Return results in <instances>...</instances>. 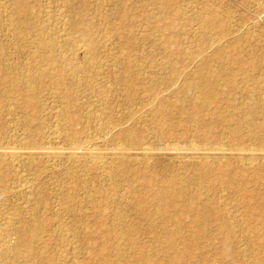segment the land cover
Masks as SVG:
<instances>
[{"label": "rangeland", "instance_id": "1", "mask_svg": "<svg viewBox=\"0 0 264 264\" xmlns=\"http://www.w3.org/2000/svg\"><path fill=\"white\" fill-rule=\"evenodd\" d=\"M13 1L16 3L18 0H0V52H6V54L1 52L2 55L0 53V60L4 63L7 73L17 70L15 64L19 62L18 67L20 68L17 72H21L22 64L27 60L25 51L30 47L29 44L34 41L32 40L33 34H31L33 31L28 25L30 22L34 20L41 22L45 19L43 22L48 23L50 20H56L60 16L59 14L63 16L65 10L64 15H70L69 11L67 12L66 0H28L33 7V12L26 14V16H24L23 11L21 13V10L19 11L15 7L16 4L13 5ZM22 1L26 3L27 0ZM75 1L72 0L70 5H74L75 12L72 13L76 14L70 16L75 17L73 21H78L76 20L77 15L78 19L89 25L91 24L92 31L90 30L88 39L83 38L79 31H72L76 29L72 26L71 29L70 27L64 28L67 32L69 31L68 33L66 31L61 33H64L66 37L62 39L63 43L68 42L67 44L72 47L74 45V49L76 47L83 48L84 44V47L88 48L86 49V56L92 55V69L87 71L88 73L79 72V85L78 83L73 85L75 92L72 93L71 98L73 101L78 102L81 107L74 110L70 109V112H75H72L75 118L68 122L66 114L62 111L65 107L64 105L62 107L61 94L56 90L53 91V87L47 85L46 79V83L43 82L41 90L43 93L38 95V107L35 114L38 118L37 123L32 121L30 125L25 126V121H28L27 111L25 112L24 109L17 107L22 101L21 98L19 100L17 98L18 94L10 93V95L7 92L10 85L7 78L0 80V99L2 97L9 98L4 103L1 100L2 103H0V146L6 144L8 140L11 143L16 142L14 144L21 143L24 140L37 144V146L50 142V144L53 143L60 147H67L70 145L67 138V126L71 124L72 129L80 135L104 137L106 140L104 146L108 147L129 146V148H135L138 143L145 142L152 148L163 149V153L169 145L171 147L222 145L226 149L264 147V142L254 135L257 131L264 135V128L253 132L248 126H244L236 130V137L230 134L233 131L231 129L235 127L237 118L248 116L247 118L252 117L254 119L256 117L254 120L260 121L264 117V12H258L256 5V2L264 5V0ZM205 3L220 12L219 18L212 19L215 24L206 16ZM63 6L67 9H63L65 8ZM16 9L18 12H16ZM11 10H15V12ZM36 14H39V16ZM202 16H206L207 26L203 25ZM22 18L29 19L23 24L24 26L21 25ZM16 19L18 20L16 21ZM11 22H15V24ZM17 23H19V27L16 25ZM16 26L20 31L16 29ZM200 26H202V29ZM25 27L29 36L26 31L27 35L23 32ZM56 28L54 29L58 30L57 26ZM221 28L233 30L234 33L230 35L228 32L221 39L222 43H220L219 48L216 45L209 50V45L212 43L211 39L218 38L216 32ZM14 29L15 32L18 30L16 34L12 31ZM54 29L52 27V30ZM77 30H82V28L79 27ZM200 30H205V33L208 34H206L207 38L205 40L200 38L198 33ZM18 33L23 37L15 36ZM17 37L21 39H17ZM26 38L30 39L27 40ZM119 38H121V41L118 42ZM33 44L30 48L33 47ZM231 45L237 46L236 50L245 60L244 64L235 65L229 63V60L225 58V55L228 56L227 50L232 49L230 48ZM200 48L204 50L203 54L209 59L208 66L210 67L202 64L197 59L193 63L190 62V59L196 55L193 50ZM217 55L218 58L224 59L222 63L219 61L217 63L215 60ZM6 56L9 57L6 58ZM81 58L79 53L78 59ZM11 62L14 63L15 67L14 65L11 67ZM201 64L204 65L202 66V68H205H203L204 70L212 68L216 71H222L231 67L229 69L233 71L237 85L228 88L221 77L208 78L205 82L212 87L211 99L206 100V102L202 101V103H200L202 98L195 96V90L193 89L184 94L186 97L180 94L182 92H176V89L184 82V78L186 81H198L200 77L198 75L201 73L204 75V70L199 68ZM9 68H12V70ZM198 68L199 71L201 69V73H199ZM173 69L178 72L182 71L184 74L183 80L182 78L178 79L179 81L176 85L174 84L175 86L167 83ZM195 74L197 75L196 78H194ZM247 74L248 78H242L243 75L246 76ZM251 84L256 85L252 86ZM94 86L97 90L94 89ZM102 86L106 87L109 92L105 93L106 96L99 93ZM149 86L152 87L153 93L156 91L158 96L167 98V102L164 99L162 106L157 107V109H163L167 104L168 108L166 107L165 113L157 110L151 97H147L149 93L145 91ZM127 90L134 93L132 92L131 95L129 92L128 94ZM96 91L98 92L96 93ZM98 102L99 104H96ZM253 102L257 104V108L249 111V104ZM87 114L96 115L99 119L97 121L89 120L88 122H84L83 119L80 120V117L87 116ZM62 116L67 120H64ZM108 121L114 127V135L110 137L97 129L100 122L104 124ZM59 125L60 127H56ZM52 130L61 132L60 137L58 136L59 139L51 137ZM162 152L156 155L157 158L155 157L152 163H146L143 160L137 161L140 167H148L147 172L152 174V179H154L152 182L154 189L152 190L154 191L162 184L163 175L160 172H164L162 170L164 166H168L172 174L179 178L183 176L182 179H185L186 174L188 178L191 177V170H188L185 174L184 170L180 169L181 167L168 165L171 155H166L167 153L164 155ZM137 156L139 160L141 156ZM36 157L15 164L14 167H6L7 170L4 169L5 179L1 183L7 186V190L0 193V196L4 193L7 194L0 197V234L3 232V235L1 234L3 238L0 236L2 238V240L0 239V246L2 243H6L7 246H12V251L9 252L10 254H1L0 252V264L2 260L5 264H45V262L46 264H101V262L103 264H184L182 263L184 260L168 263L167 259L164 258L167 254L175 251V249H169L165 242L166 234L171 232L176 233L174 235L175 246L180 250H184L183 244L190 241L199 246L200 251L198 254L203 252L202 258L197 255L198 258H190L189 263L249 264L255 259L254 255L247 249L251 237L242 228V225H244L242 205L246 201L255 204L256 202L249 197L244 200L241 199L233 190L234 188H228L230 191L220 188L202 192L204 195L201 198L210 196L219 201L216 205L218 207L217 214L218 211L222 212L225 218L210 222L204 228L192 221L193 214L191 212H184V216H181V220H178V212L174 214L172 211L166 215L167 220L163 222V225L165 224L163 227L161 225V210L160 207L158 208L159 202L152 201L150 210L155 214L153 224L158 225L154 231L153 228H150L149 220L142 216L136 215V217L130 207L133 202L141 200V197L142 200L145 197H152L151 195L154 192L144 187L139 177H131V182L128 183L127 178L121 174H113L111 178L108 176L107 178L102 170L98 168L99 166H93L92 169L86 170V167L89 168L91 164L83 158L73 162L64 157L58 159L56 165L55 162L48 163L46 159ZM224 159L229 164V168H233L239 178H248L246 184L250 188H257L256 192L264 191V180H262L263 185L259 187L254 185L255 178L251 176L253 172H246V169L237 162L235 156L228 153ZM254 167L264 178V160L255 162ZM167 174L169 173L167 172ZM224 174L228 173L225 172ZM199 181L196 180V182ZM20 183H24L26 187L24 186L25 188L19 191L14 186ZM13 184L14 186H12ZM65 197L70 200V204L73 206L72 211L63 208L62 200ZM193 199L191 197L190 201H193ZM144 203L142 202V204ZM201 208L202 206L199 204L196 215L202 214L203 210L205 211ZM254 212H250L248 222L253 224L256 219L261 222L253 214ZM116 213H120L124 217L121 222L124 225H116L114 228L119 234L104 239V237H101L102 231L99 228V222L102 218H105L102 216L106 215L108 228L112 229ZM254 216L255 218H253ZM10 217H12V220H10ZM24 221L29 224L26 225ZM228 223H233L234 226L228 228ZM36 225L39 226L36 228ZM11 226H13V230ZM16 227L18 228L16 229ZM123 227L133 230L131 237H124L120 234V228ZM5 228H9L11 231L4 230ZM24 228L30 230L36 228L35 231H32H37L33 239L26 233L21 234ZM224 231L226 237H223ZM261 231L263 230L261 229ZM190 232H193L196 236L191 238L192 234L189 235ZM88 238L91 239L88 240ZM98 249H100L99 252L96 251ZM15 250L17 253H15ZM49 255L51 258L53 257L52 261ZM99 255L100 257H98ZM102 258L103 261H101ZM168 261L172 260L169 259ZM2 264L4 263L2 262Z\"/></svg>", "mask_w": 264, "mask_h": 264}, {"label": "bare ground", "instance_id": "2", "mask_svg": "<svg viewBox=\"0 0 264 264\" xmlns=\"http://www.w3.org/2000/svg\"><path fill=\"white\" fill-rule=\"evenodd\" d=\"M73 1H75V0H73ZM13 2H14L13 5L16 4L15 7L19 11L21 10L20 11L21 13H22V11L24 12V16H26V14H30L33 12V7H32V5H30L31 3L28 0L26 1V3L22 0H18V1H16V3H15V1H13ZM71 2H72V0H66L65 4L68 7V9L65 6H63V7H65L63 9H67V12L69 11L70 15L72 16V14H76V13H72V12H75V9H73L74 5H72V6L70 5V4H72ZM63 4H64V2H63ZM74 4H76V3H74ZM256 5L258 7L257 8L258 12H260V11L264 12V5H262L260 2H256ZM17 9H16V12H18ZM11 11L15 12V10H11ZM204 11L207 12L206 16L209 17L211 20L217 19L220 17V12L217 9L210 7L207 3L204 4ZM65 12H66V10H65ZM65 12H64V14H65ZM64 14H63V16L61 14H59L60 16L56 20H53V21L50 20L48 23L45 21L46 24L43 22L45 19L41 20V22L34 20L33 22H30L28 24L30 26L31 30L33 31V33L31 31L30 32H31V34H33L32 40H34L33 41L34 44L32 43L33 44L32 48H30L32 46L31 43H30L31 45L28 43L30 47H28V45H26L28 47V50L26 49V51H25L27 53V55H26L27 60L25 61L24 64H22L23 67H21V69H22V70H20L21 72H17V71H19L18 68H20V67H18L20 62L18 64L17 63L15 64L16 67H15L14 63L12 64V62H11L12 66L11 65H8V66L13 67V65H14L15 69L17 68V70H15V71L13 70L14 72H11L9 69L12 70V68H9L8 70L10 71V73H7V71H6L7 69L5 68L4 63H2L0 60V80H3L5 78L8 79V82L10 85L7 89V92L9 94L10 93H13L15 95L18 94L17 98L18 99L21 98L22 101L17 107L21 108L22 110L24 109L23 111H25V112L27 111L28 121L27 120L25 121V123H24L25 126L30 125V123L32 121L36 122V120H38V118H36V116H35L36 110L38 107V104H37L38 101L37 100H39V98H38L39 97L38 95H40L39 93H41V95L43 93V92H41V90H42V86L44 84L43 82H45L46 79H47V85H51L54 89L53 91L56 90L61 94L60 98L63 101L62 107H63V105L65 107V109L62 111H63V113L66 114V118L68 119V122H70L71 120H73L75 118L74 114L72 113L74 111L70 112V109L74 110L78 107L79 108L81 107L78 105V102L73 101V99L71 98L73 96L72 93L75 92L74 91L75 89L73 90V87H74L73 85L75 83H78L80 80L78 77L79 72H87L90 69H92V67H91L93 65V64H91L92 55L89 57L86 56L87 55L86 49H88V48L84 47V44H83V48L82 47H76L74 49L73 48L74 45L72 47L71 45L67 44L68 42L63 43L62 39L65 37L64 36L65 34L64 33L62 34L61 32L62 31L67 32V30H64V28L66 29V27H70V29H71V26H72V28H74V29L76 28L75 30H72V31H75V32L79 31L80 35L83 38L88 39V36H89L88 34L90 33V30H91V27H90L91 24L89 25L88 23H85L83 20L78 19L77 15H76V18H77L76 20H78L79 22L73 21V18H75L74 16L71 17L69 14H66L67 16ZM36 15L39 16V14H36ZM22 17H23V15H22ZM205 17L202 16L203 25H206L208 23V21L205 19ZM71 18H72V20H71ZM22 19H21L22 20L21 25L26 23V20H29V19H24V18H22ZM52 19H54V18H52ZM17 20L18 19H16V21ZM19 20H20V18H19ZM200 21H201V19H200ZM15 22L14 23L11 22V23L15 24ZM212 22H213V20H212ZM16 25H18V27L20 26L19 23H17ZM56 26L58 27V30L54 29V28H56ZM168 26H170V24H168ZM16 27H14V28H16ZM18 27L16 29H19ZM52 27L54 30H52ZM79 27L82 28V30H77V29H79ZM201 27L202 26H200V28ZM24 29L25 30L23 31V29H22L21 32L23 31L25 33L27 28L25 27ZM12 31H14L13 33L16 34V32L18 30L16 32H15V29ZM19 31H20V29H19ZM117 31H119V30L117 29ZM228 32L230 35L234 33L233 30H226L223 28H221L220 30H217L216 35L218 36V38H216L214 40L211 39L212 43H211V45H209L210 46L209 50L212 48V46L215 47L216 45H218L217 48H219L220 43H222L221 39ZM57 33H60V34L58 35ZM198 33H199L200 38L202 40H205L207 38V36H206L207 33H205V30H200V32H198ZM27 34H28V32H27ZM72 35H73V33H72ZM15 36L23 37V35L21 36L19 33H18V35H15ZM28 36H29V34H28ZM76 36H74V37H76ZM17 39H21V38L17 37ZM28 39H30V38H28ZM120 39L121 38H119L118 42L121 41ZM29 41L32 42L31 40H29ZM4 42L6 43L5 40H4ZM89 43L91 44L90 41H89ZM2 44H4V43H2ZM4 46H2V47L4 48ZM6 46H8V45H6ZM228 46H229V44H228ZM230 48H232L233 50L232 49L227 50L228 56L225 55V58L227 60H229V63L239 65V66L244 64L245 60L237 52V50H236L237 46L231 45ZM213 49H215V48H213ZM4 50H5V48H4ZM193 51L196 52V55L192 59H190V62L193 63L197 59L202 64L208 66L209 59L203 54L204 50H202L200 48V49H194ZM4 52H2V53H4ZM2 53H1V55H2ZM79 53L81 54V57H82L80 60L78 59ZM5 54H6V52H5ZM217 54L221 55L219 53H217ZM218 55H217V58L215 60L217 61V63H218V61L222 63L223 62L222 60H224V59L218 58ZM9 56H6V58ZM190 56H192V54H190ZM23 59H25V58H23ZM14 62H15V60H14ZM22 63H23V61H22ZM95 64H96V62H95ZM187 64H188V62H187ZM202 64H201V66H199V68H202V66H204ZM250 66L253 67L252 64H250ZM6 67H7V65H6ZM208 67H210V66H208ZM24 68H25V70H23ZM95 68H96V66H95ZM100 68H102V67H100ZM199 68H198V71H199ZM229 68H231V67H229ZM229 68L228 69L224 68L225 70H222V71L221 70L216 71L212 68H208V69L204 70L205 69L204 68L203 69L204 75H202V73H201L202 71L200 69L201 72L199 71V73H201V74L198 75V76H200L198 81H189V80L186 81L184 78V82L182 83V85L180 87L177 86L178 89H176L177 90L176 92H178V91H179V93L182 92L180 94L184 95L189 90L193 89V90H195L194 91L195 96L202 98L201 102L200 101L199 102L200 103H202V101L206 102V100L211 99V93H212L211 92L212 87L210 85H207L205 82V80H207L208 78H214L216 76L221 77L223 79V82L228 86V88L237 85L235 75L233 74V71L230 70ZM23 71H25V72L23 73ZM234 73H235V71H234ZM100 75H101V73H100ZM183 75L184 74L182 71L178 72L176 69H173L172 75L170 76V78L167 79L168 80L167 83L169 85L170 84L176 85L177 82L179 81L178 79L182 78ZM109 76H110V74H109ZM186 76H188V75H186ZM196 76L197 75L195 74L194 78H196ZM247 76H248V74L246 76L243 75L242 78L245 77V79H246ZM250 76H251V74H250ZM104 77H106V76H104ZM84 78H85V76H84ZM97 78H98V76H97ZM94 80H97V79H94ZM182 80H183V78H182ZM121 81H124V80H121ZM129 81H130V79H129ZM127 84H128V82H127ZM78 85H79V83H78ZM131 85L133 86V84H131ZM255 85L256 84H253L252 86H255ZM94 89H95V86H94ZM101 89H102L101 91L99 90V93L101 95L104 94V96H106L105 93H109L107 91L106 87L102 86ZM49 90H50V88H49ZM88 90H90V89H88ZM95 90H97V89H95ZM130 91L131 90H127L128 94ZM58 92H55V93L57 94ZM97 92L98 91H96V93ZM132 92H130L131 95L134 93V92L133 93ZM145 92L149 93V95L146 93L147 97L148 96L151 97V99L153 101V105H154V107H156V109H157V107L162 106L164 99L167 102V98H164L163 96L162 97L158 96V94H156V91H155V93H153L154 91H153L152 87H150V86L147 88V90ZM55 93H54V95H55ZM191 94L193 95V93H191ZM183 95H181V96H183ZM74 97H75V95H74ZM98 97H100V96H98ZM184 97H186V96L184 95ZM184 97H182V98L185 99ZM60 98L58 97V99H60ZM128 98L132 99L131 97H128ZM1 100L4 103V101L9 100V98H7V97L3 98L2 97L0 99V103H2ZM126 100H127V97H126ZM62 101L60 100L61 103H62ZM102 101H104V100H102ZM102 101L100 102V104L102 103ZM81 103H79V104L81 105ZM96 104H99V102ZM62 107H61V109H63ZM166 107H167V104L163 109H157V110L161 111L162 113H165L166 109L168 108V107L167 108ZM169 107H170V105H169ZM249 107H250L249 111L255 110L257 108V104L255 102L250 103ZM11 111H12V109H11ZM65 114L63 115L64 117H65ZM64 117H63V119H64ZM247 117H239L236 119L235 127H233V129H231L233 131L230 132L231 136L232 135L235 136L236 130L238 128H240V127L242 128L244 126H248V128H250V130L253 132L257 131L258 129L264 128V117L260 121L254 120L256 117L255 118L253 117L254 119H252V117H250L251 119L247 118ZM67 119H64V120H67ZM82 119L84 122L85 121L88 122L89 120L90 121H92V120L97 121L99 119V117L96 115L93 116V115L87 114V116L85 115L84 117H80V120H82ZM70 125L67 126V132L68 133L66 132L67 138L69 139V143H70V145L67 147H60V146L54 145L53 143L50 144V142L45 143L44 145H38L37 146V144H34L32 142H27L24 140H23V142L20 141L21 143H18V144H14L16 142L11 143L9 140L7 141L6 144H2L0 146V164H2V166H0V183L3 182V180L5 179V174H4L5 170L4 169L7 170L6 167H9V168L14 167L15 164L22 163L23 161H28L30 159H33V157H36V156L46 159V161L48 163H54L55 162V164L57 165L56 161L58 159L66 157V158L72 160L73 162L78 161V159L80 160L83 158V159L87 160L89 162V164H91V166L89 168L86 167V170L92 169L91 167H93V166H99L98 168H100L102 170V172L104 173V175H106V177L108 176L111 178L113 176V174L114 175L121 174L127 178L128 183L131 182V177H139L142 180L144 187L148 188L149 190L154 189V187H152V185H153L152 182L154 181V179H152L153 178L152 174L147 172L148 167H146V166L143 168L140 167L139 162H137V161L143 160L146 163L147 162L152 163L154 158L155 157L157 158L156 155L159 154V152H162L163 149L161 150V148L157 149L155 147L152 148L148 143H145V142L138 143V145H136L135 148H133L132 146H131L132 148H129V146L128 147H125V146H112V147L104 146L106 144V140L104 137L101 138V136L98 137V136H93V135L92 136L80 135V134H78V132H76V130L72 129V127ZM56 127H60V125L56 126ZM62 127H64V126H62ZM57 129H59V128H57ZM97 129L99 132L102 131L103 133H105V135H107L108 137L114 135V131H113L114 127L111 125V123L109 121L105 122L104 124H102L100 122V125ZM253 132H251V133H253ZM60 133H61L60 131L57 132V131L52 130L50 135L52 138L59 139ZM124 135H125V133H124ZM254 135L258 136L257 139H260L262 142H264V135H262L258 131L255 132ZM256 136H254V137H256ZM165 149L166 150H164V153L163 152L162 153L164 155H165V153H167L166 155H169V156L171 155V158L169 159L168 165H170V166L176 165L178 167H181L180 169L184 170L185 174L188 170H191V174H190L191 177L188 178L187 174H186L185 179H182L183 176H182V178L181 177L179 178L176 175L172 174V171L168 166L162 167V170L164 171L163 173H162V171L160 172L163 175V178L161 180L162 184L158 187L157 190H155V191L152 190V191H154L153 194L151 195L152 197H145V198H143V200L141 197V200H137V201H135V203L133 202L132 205L130 206L132 211H134L135 216L137 215L139 217L140 216L145 217L150 222L149 223L150 228H153V230L155 231L157 229L156 227H158V225L153 224L155 214L151 212L150 205H152V201H158L159 202L158 208L160 207V210H161V213H160L161 219H162L161 225H163V222L167 220L166 215H168L171 211L174 212V214H177V212H178V216H177L178 220L179 219L181 220V218H182L181 216H184V212H191L193 214L191 217L192 221L194 223L198 224L199 226H201V228H204L210 222H213L216 220H223L225 218H224V214H222V212L220 213L218 211L219 215L217 214V210H218L217 208L218 207L216 205H217V202H219V201H217V199L212 198L210 196H206L205 198H201V196L204 195L202 192L204 190L209 191L212 189L216 190V189H220V188L229 190L228 188H234L233 190L236 192V194L241 199L244 200V199L249 197L256 202V204L253 201L252 202L254 204L250 203L249 201L243 202L244 204L242 206H243L244 211H243L242 221H243L244 225H242L243 226L242 228L244 229V231H247V233L251 237L249 245L247 246V249H248V251L251 252V254L254 255L253 257L255 259L253 261H251L249 264H264V229H263L264 228L263 227L264 221H262L264 219V191L256 192L257 188L256 189L254 187L250 188V186L246 184L247 183L246 181H248V178H239V176L236 175V172H234L233 168H229V164L226 163V161H224L225 155L228 153H229V155L232 154L233 156H235V159L237 160V162L240 163L244 167V169H246L245 170L246 172H253V173H251V176H253L255 178V180L253 179L254 185L259 187V186L263 185L262 180H264V178L261 175V173L258 170H256V168L254 167V164L258 160H264V147H260V148H229V149H226V148L222 147V145H215V146H208V145L203 146L202 145V147H195V146L171 147L169 145V147L167 146V148H165ZM137 155L141 156V158L139 160L137 158L138 157ZM256 167H258V166H256ZM167 172L169 174H167ZM225 172H227L228 174L225 175L224 174ZM196 180H198V181L200 180V181L196 182ZM218 181L221 183H219ZM23 184L24 183H20L16 186H14V184H13L12 186H14L15 189L18 188L20 191L26 187L25 184L24 185ZM28 187H29V185H28ZM5 190H7V186L4 183H1L0 184V193L4 192ZM12 191H10V192H12ZM24 191H25V189H24ZM6 194L4 193V195H6ZM4 195L2 194V196H4ZM2 196H0V197H2ZM190 196L192 198H194L193 201H190V198H191ZM65 198H64V200H62V203L64 205L63 208L67 211L68 210L72 211L73 206H71L70 200L68 199V197L66 199ZM199 199H201V200L199 201ZM142 202H145V203L142 204ZM199 204L202 206L203 209H205V211L203 210L202 214L199 213L198 215H196V212H198V209H199ZM238 206H240V205H238ZM242 206H240V207H242ZM170 209H172V210H170ZM252 211H255L253 214H255L256 217L258 218V220H260L261 222H258L257 219H256L257 222L254 220L255 222L253 224L248 222V219H250L249 218L250 212H252ZM101 216H102V214H101ZM102 217H105V218L104 219L102 218V220L99 222V228L102 231L101 237H104V239H108V237H110L112 235L119 234L118 231L114 227L116 225L118 226L119 224L124 225V223H121L123 221L124 217L120 213H116L115 220L113 219L114 222L112 223V229L108 228L109 224H108V221L106 219L107 216L103 215ZM261 217L263 218L262 220L260 219ZM10 218H11L10 220H12V217H10ZM253 218H255V216ZM98 221H99V219H98ZM24 223H26V222L24 221ZM51 223H52V221H51ZM14 224H15V222H14ZM27 224H29V223H26V225ZM30 224H31V222H30ZM5 225H8V224H5ZM164 225H163V227H164ZM37 226H39V225H36V228H37ZM233 226H234L233 223L232 224L228 223V228H232ZM7 227H9V226H7ZM11 227L13 230V226H11ZM28 227H30V226H28ZM41 227H42V225H41ZM17 228L18 227H16V229ZM36 228H34V230L24 228V230L22 229L21 234L26 233L29 237H31L33 239L34 234L37 231L36 232H32V231H35ZM6 229L7 228H5L4 230H6ZM261 229L263 231H261ZM7 230L11 231V229H9V228ZM41 230H42V228H41ZM132 231L133 230L131 228L129 229L128 227L120 228V234L124 237L125 236L131 237ZM4 232L6 233V231H4ZM14 232H16V231L14 230ZM228 232H229V230H228ZM2 233L3 232H1V234ZM11 233H13V232H11ZM1 234H0V236L3 235V234L2 235ZM8 234H10V233H8ZM174 235H176V233L171 232V233H167L166 237H165V242L167 244V247H169V249H171V250L175 249V251H173L172 253L167 254L166 257L163 256L165 259H167V262L169 263V262L184 260L182 262L184 264H186V263L187 264H199V262H195V263L190 262L189 263V259L192 257H197V255L198 256L200 255V257L202 258L201 255H203V252H202V254L201 253L198 254L200 251L199 246L196 243H191L190 241H187L185 243L182 242V243H184L183 244L184 250H180L178 247L175 246L176 240L174 239ZM189 235H191L190 236L191 238H194L196 236L195 234H193V232H190ZM223 237H226L225 231H224ZM2 238H3V236H2ZM2 238H0V239L2 240ZM4 238H5V236H4ZM90 239L88 238V240H90ZM37 240H36V242H38ZM85 240H87V239H85ZM5 242H8V241H5ZM31 242H30V244H31ZM86 243H88V242L86 241ZM7 245H6V243L1 244V246H0L1 254L2 253H9L10 251H12V246L9 247ZM91 246H92V244H91ZM88 247H90V246H88ZM40 250H41V248H40ZM99 250L100 249H98L96 251L99 252ZM94 252H95V250H94ZM15 253H17L16 250H15ZM34 253H35V251H34ZM44 254H46V253L44 252ZM99 254H101V253H99ZM16 255H14V256H16ZM6 256H8V255H6ZM49 257H50V255H49ZM98 257H100V255ZM5 258H7V257H5ZM52 258H51V261H52ZM169 259L172 261H168ZM47 260H49V259H47ZM49 261H48V263H49ZM63 261H65V260H63ZM101 261H103V258ZM2 262L5 264V262L3 260H2ZM2 262H1V264H2ZM200 262H202V261H200ZM174 263H176V262H174ZM45 264H46V262H45ZM101 264H103V263L101 262ZM202 264H205V263L202 262Z\"/></svg>", "mask_w": 264, "mask_h": 264}]
</instances>
